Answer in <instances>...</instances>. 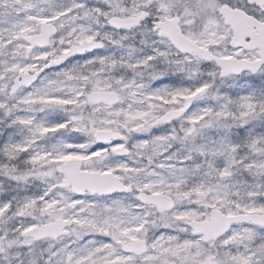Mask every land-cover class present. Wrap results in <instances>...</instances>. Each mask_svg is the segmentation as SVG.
Listing matches in <instances>:
<instances>
[{
    "label": "snow or ice",
    "instance_id": "6c2138e0",
    "mask_svg": "<svg viewBox=\"0 0 264 264\" xmlns=\"http://www.w3.org/2000/svg\"><path fill=\"white\" fill-rule=\"evenodd\" d=\"M0 264H264V0H0Z\"/></svg>",
    "mask_w": 264,
    "mask_h": 264
}]
</instances>
